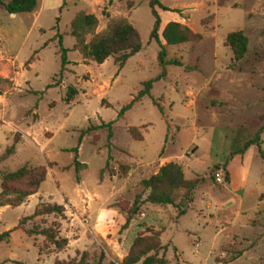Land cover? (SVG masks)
I'll list each match as a JSON object with an SVG mask.
<instances>
[{"label": "rangeland", "instance_id": "1", "mask_svg": "<svg viewBox=\"0 0 264 264\" xmlns=\"http://www.w3.org/2000/svg\"><path fill=\"white\" fill-rule=\"evenodd\" d=\"M159 2L171 6L159 7L162 19L170 13L200 35L164 45V58L180 64L158 63L147 0H112L109 9L106 0H37L33 11L16 13L0 4V76L11 80L0 83V173L23 164L46 167L36 192L19 205L0 206V233L8 230L0 264L67 262L82 251L107 264L120 260L145 226L160 229L161 264H264V159L255 144L228 157L236 132L248 138L264 122V0ZM77 10L97 18L85 40L110 18L125 17L139 34V50L120 66L112 56L82 59L69 33ZM234 29L248 39L238 60L224 44ZM60 46L67 63L59 75ZM146 80L147 92L120 113ZM69 85L76 93L66 101ZM259 138L264 154V127ZM10 144L13 152L3 156ZM74 147L85 164L78 171ZM169 160L184 177L203 178L191 203L178 213L171 204L141 202L120 228L134 196H144L139 180ZM45 202L62 204V214H34ZM44 227L65 236V246L25 231Z\"/></svg>", "mask_w": 264, "mask_h": 264}, {"label": "trees", "instance_id": "2", "mask_svg": "<svg viewBox=\"0 0 264 264\" xmlns=\"http://www.w3.org/2000/svg\"><path fill=\"white\" fill-rule=\"evenodd\" d=\"M111 0H107L110 3ZM0 4L3 6L6 12H29L32 11L37 0H0ZM147 4L150 7V12L153 16V22L149 31V36L154 38L160 45L157 51V61L160 65L166 63L180 64L178 59H165L166 44H176L181 42H187L190 40H196L199 38V33L192 31L186 24L176 21L168 20L164 23L160 30V37L163 42H160L158 37V24L159 15L154 8L155 5L162 9H169L162 5L159 0H147ZM97 24L96 16L91 12L84 10H77L69 21V33L74 38L72 49H76L82 59H89L93 62L100 63L107 56H112L113 60L120 66L125 59L139 50L141 43L139 34L136 28L125 17L110 18L105 27L92 34V36L85 40V35L93 30ZM247 36L241 29H234L226 33L224 38V44L228 45L232 58L234 60L240 59L247 50ZM66 48L60 46L59 56L60 65L58 74L60 75L64 69L66 59ZM11 83V80L7 77L0 76V83ZM151 80L143 82V87L132 96L127 104L120 108V113L123 109L127 108L134 100L139 98L142 94L146 93ZM76 93L74 86L69 85L66 89L65 100L67 101ZM109 126V122L106 124ZM264 127V122L253 133L245 139H242V134L236 132L230 141V151L228 157L233 154H241L249 144H255L259 155L264 159V154L260 149L259 132ZM129 131L132 137L139 139L140 134L134 132V128L130 127ZM107 136H110V131L107 132ZM18 140L17 136L13 138V141ZM74 151L73 164L76 171L85 167V164L79 162L76 159V148H72ZM13 152V145L10 144L4 149L3 156ZM127 166H121L125 168ZM218 167V164L215 165ZM45 165H20L17 168L0 173V206L2 205H19L27 196L37 191L39 183L45 177ZM228 175L225 170L224 179L227 180ZM201 176H195L192 178H186L183 175L180 165L172 160L166 161L159 165L157 170L147 177L141 178L139 184L141 185L144 196L136 194L126 207L124 220L120 225V228L126 227L130 218L135 214L139 208L141 202H149L154 204H171L176 207L178 213L185 211L186 205L192 200V193L202 181ZM181 189L182 192L178 201H175L177 190ZM57 213L62 214V204L56 202L41 203L40 206L34 209V214L40 213ZM27 216H22L19 223ZM25 231L28 234L40 233L44 238L52 243L55 248L60 249L65 246L67 238L65 236H57L50 227L39 228H27ZM8 234V230L0 233V239L4 238ZM160 229L152 228L151 226H145L144 229L137 231L129 246L120 258V260H110L107 264H161L164 262L163 255H158V251L162 249V245L159 239ZM240 251H236L230 256L229 260L237 257ZM86 251H82L77 259H70L67 262L61 260H55L53 264H100V257L95 260H90Z\"/></svg>", "mask_w": 264, "mask_h": 264}, {"label": "crops", "instance_id": "3", "mask_svg": "<svg viewBox=\"0 0 264 264\" xmlns=\"http://www.w3.org/2000/svg\"><path fill=\"white\" fill-rule=\"evenodd\" d=\"M41 1V0H40ZM111 2H112V0L110 1V3H107V0H106V4H105V7H106V9H109L110 8V4H111ZM104 4V3H103ZM102 4V5H103ZM166 7H168V8H171V6H166ZM154 8L156 9V11H157V13H158V15H159V24H158V35H160L159 34V31L161 30V28H162V26L164 25V23L166 22V21H168V20H176V21H179L178 20V18L177 17H173L172 16V14H170V13H165V18H161V12L159 11V6H157V5H155L154 6ZM161 8V7H160ZM34 10V9H33ZM32 10V11H33ZM161 10L162 11H167V9H162L161 8ZM160 39V42H163V40L161 39V38H159ZM250 145L251 144H249L248 146H247V149L250 147ZM246 151V150H245ZM243 153H245V152H243ZM236 155H238V154H234L233 156H236ZM244 174H243V176H241V178H239L237 181H238V186L240 185V187L241 186H243V184H244V179H245V176H246V173H247V167L244 169V172H243ZM229 174V173H228ZM229 181L231 182V176H230V174H229ZM228 181V182H229ZM192 198H193V196H192ZM189 203H191V201L189 202Z\"/></svg>", "mask_w": 264, "mask_h": 264}]
</instances>
